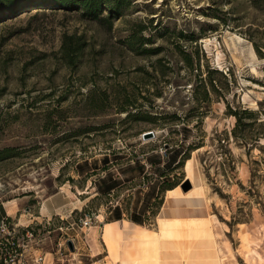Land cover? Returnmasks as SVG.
I'll return each mask as SVG.
<instances>
[{
  "label": "rangeland",
  "instance_id": "374dc122",
  "mask_svg": "<svg viewBox=\"0 0 264 264\" xmlns=\"http://www.w3.org/2000/svg\"><path fill=\"white\" fill-rule=\"evenodd\" d=\"M81 12L0 20V210L32 230L31 253L182 264L184 245L140 233L192 217L223 264H264V0H133L111 23ZM68 36L86 44L74 64Z\"/></svg>",
  "mask_w": 264,
  "mask_h": 264
},
{
  "label": "trees",
  "instance_id": "16d2710c",
  "mask_svg": "<svg viewBox=\"0 0 264 264\" xmlns=\"http://www.w3.org/2000/svg\"><path fill=\"white\" fill-rule=\"evenodd\" d=\"M132 1L133 0H0V20L15 16L31 6H44L57 7L65 10H81L82 16L90 20L111 23L125 13V10L129 8ZM105 8H107L108 11L104 15L103 10ZM65 38L66 37H64V42L62 43V48L65 51L68 63L74 64L77 55L86 44L81 40L80 36H68V39ZM73 39L74 41H71ZM241 113L250 116L254 112L243 109ZM232 114L238 117V124L235 125V127L240 126L241 117L238 115L239 113L234 111ZM234 136L236 135L234 134ZM132 221L141 224L135 219H132Z\"/></svg>",
  "mask_w": 264,
  "mask_h": 264
},
{
  "label": "built area",
  "instance_id": "2783aa9c",
  "mask_svg": "<svg viewBox=\"0 0 264 264\" xmlns=\"http://www.w3.org/2000/svg\"><path fill=\"white\" fill-rule=\"evenodd\" d=\"M95 217L85 216L79 218L82 227H90ZM18 223L12 222L8 217L0 220V264H40L44 261L45 255L33 254L29 250L28 243L33 237V232L27 226L21 229ZM73 225H70L72 228ZM76 236H66L63 244L67 247V240L70 239L75 246Z\"/></svg>",
  "mask_w": 264,
  "mask_h": 264
},
{
  "label": "crops",
  "instance_id": "0c3cea01",
  "mask_svg": "<svg viewBox=\"0 0 264 264\" xmlns=\"http://www.w3.org/2000/svg\"><path fill=\"white\" fill-rule=\"evenodd\" d=\"M41 208H42L40 212L41 215L43 214L42 211H44L45 214L54 211V209L52 208V205L50 204V201L48 200H45L43 202V205ZM1 209L2 211L0 210V220L4 217L12 216V214L7 212L5 204H3V207ZM193 209L198 210L197 207H193ZM176 218H180V219L175 220L176 221L175 226H157L156 228V230L158 228L162 229L163 231L162 235L164 236L165 243L173 244L175 246L180 247L183 245L194 246L197 244H205L212 240L214 242L215 248H217V245H216L217 242L215 241L214 235L209 229L210 226L209 225L201 226L203 219L197 221L196 219H191L192 217H190L189 219H182L181 217H176ZM120 221H124V220H120ZM190 224H200L201 227L199 226L200 229H198V232L196 234L190 235V234H187V232L183 231V229L193 228V227H187ZM75 247H76V242H75ZM216 256L219 258L218 259L219 263L223 264L218 249L216 252ZM43 263L44 261L42 262V264Z\"/></svg>",
  "mask_w": 264,
  "mask_h": 264
},
{
  "label": "bare ground",
  "instance_id": "6f19581e",
  "mask_svg": "<svg viewBox=\"0 0 264 264\" xmlns=\"http://www.w3.org/2000/svg\"><path fill=\"white\" fill-rule=\"evenodd\" d=\"M103 222V221H101ZM154 231V230H153ZM242 233V232H241ZM113 234V231L109 227H105L104 229V239L109 238ZM163 231L161 228H158L157 231H154V233L151 232H142L140 233V236L143 240H145L148 243H158L160 248H167L173 246V244L167 245L165 244V240L163 237ZM241 235V234H240ZM246 236V235H245ZM243 240L244 239V232H243ZM209 241V240H208ZM199 245V244H197ZM202 250H196L198 247L194 246H183L181 248H176L179 249V256L183 260L182 264H209L210 261H212V264H219L218 257L216 256L217 248L214 246V242L211 240L208 243L205 244H200L199 245ZM167 252H164V255H166ZM157 261L154 260V257L152 255H148L145 260L144 264H167L165 258H156ZM124 264V263H122Z\"/></svg>",
  "mask_w": 264,
  "mask_h": 264
},
{
  "label": "water",
  "instance_id": "95a60500",
  "mask_svg": "<svg viewBox=\"0 0 264 264\" xmlns=\"http://www.w3.org/2000/svg\"><path fill=\"white\" fill-rule=\"evenodd\" d=\"M153 133L152 132H147V133H144L143 135L144 136H146V135H152ZM66 244H67V247L70 249V250H73L74 249V244H73V242L70 240V239H68L67 240V242H66Z\"/></svg>",
  "mask_w": 264,
  "mask_h": 264
}]
</instances>
